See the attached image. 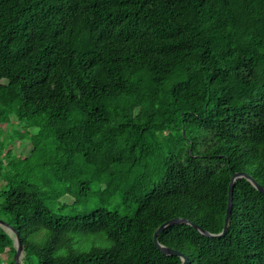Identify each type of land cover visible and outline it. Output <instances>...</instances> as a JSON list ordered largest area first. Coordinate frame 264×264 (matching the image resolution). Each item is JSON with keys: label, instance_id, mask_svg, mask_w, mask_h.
Wrapping results in <instances>:
<instances>
[{"label": "trees", "instance_id": "1", "mask_svg": "<svg viewBox=\"0 0 264 264\" xmlns=\"http://www.w3.org/2000/svg\"><path fill=\"white\" fill-rule=\"evenodd\" d=\"M12 119L28 149L0 141V208L23 264H181L153 242L161 223L218 233L231 174L264 187V0H0ZM232 197L225 235L181 223L159 243L188 264H264V194L238 178ZM6 250L15 264L0 226Z\"/></svg>", "mask_w": 264, "mask_h": 264}, {"label": "water", "instance_id": "2", "mask_svg": "<svg viewBox=\"0 0 264 264\" xmlns=\"http://www.w3.org/2000/svg\"><path fill=\"white\" fill-rule=\"evenodd\" d=\"M238 178H245L247 181L250 182V184L260 193L264 194V187L257 182L255 178H253L250 174H248L245 171H236L233 172L230 176V181L228 184V195H227V204H226V209H225V214H224V219H223V225L222 229L218 233H212L201 227L199 224L184 218V217H173L171 219H168L161 223L153 232L152 239L155 244V246L165 255H175L178 256L181 259V264H188L189 263V258L187 255H185L183 252L165 246L158 241V234L161 233L165 228L174 225V224H188L192 226L194 229H196L199 233L202 235L208 236V237H220L225 235L232 211V204H233V197H232V192H233V185ZM0 226H2L8 233L9 235L13 238V246L15 247V251L13 253V261L15 264H23L22 262V255H23V245L20 240V237L18 235L17 230L11 226L9 223L0 220ZM9 230V231H8Z\"/></svg>", "mask_w": 264, "mask_h": 264}, {"label": "rangeland", "instance_id": "3", "mask_svg": "<svg viewBox=\"0 0 264 264\" xmlns=\"http://www.w3.org/2000/svg\"><path fill=\"white\" fill-rule=\"evenodd\" d=\"M11 121H12V124H8V125L7 124H1L0 125V141H2L4 146L8 150H11L12 153H14L17 150H19L20 153L18 152L19 154L17 153L15 158H14V159H17V158H19V156L20 157L24 156V154L27 152L28 148H27V145L25 144L26 143V139L23 137L22 132H19L21 127L20 126L17 127L15 119H12ZM150 170L153 172L154 168L150 167ZM152 177H153V175H152ZM1 182L2 181L0 180V184H1ZM153 182L154 181H152V183ZM1 202H2V200H1V197H0V204H1ZM51 202H53L56 205L55 200H52ZM113 204L116 205V207L118 209H121V210L123 209V207H120L117 204V201H116V203H112L111 202V204H107V206L109 207V206H112ZM96 205H98V202L94 203L93 200H92L90 203H86V204L80 205V207L83 210H89V209H92L93 207H95ZM76 207L79 208V205L76 206ZM63 214H65V213H63ZM4 219H7V218L4 215V212L0 208V220L5 221ZM70 242H71L70 246L73 247V248H76V247H87V246H90V245H95V244L99 245V244H103L104 243L103 240L101 239V237L100 236L98 237L97 235H94V236L92 235V236H88V237L87 236L86 237H83V236L79 237V236L76 235V239L72 238ZM64 248H66V247H64ZM64 248H62V249H64ZM9 258H10L9 257V252L7 250L2 252L0 254V264H8L9 263Z\"/></svg>", "mask_w": 264, "mask_h": 264}]
</instances>
